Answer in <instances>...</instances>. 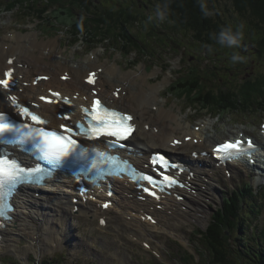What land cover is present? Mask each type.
<instances>
[{
    "label": "rangeland",
    "instance_id": "374dc122",
    "mask_svg": "<svg viewBox=\"0 0 264 264\" xmlns=\"http://www.w3.org/2000/svg\"><path fill=\"white\" fill-rule=\"evenodd\" d=\"M18 1H23L24 3L28 1L30 4L27 7L33 8L34 10L31 12L24 9V11L21 12L22 10H18L19 8L14 10H7V7L2 8L3 5H12V2L15 3ZM203 2L208 8L209 12L213 15H219L221 18L228 19L229 21L235 23H239V21H246V17L241 15L236 10L231 0H203ZM64 3V6L69 4L66 2ZM111 3L117 5V0H96L97 5L96 8H93V10L100 11L104 7H109V4L111 5ZM45 4H48L50 10L58 7V13L62 12V10L59 8L62 6L61 3L55 5L53 0H0V36H5L6 33L11 30H15L25 38L30 33L37 32L38 40L50 41L51 43H49V45L52 47L54 55H56L58 58H64L70 65L87 64L89 57H93L95 56L94 54L97 53L96 55L98 56V62L101 63L109 61L111 63H116L118 60L117 64L124 72H127L128 70L131 71L132 69L139 70L140 67L144 66V68L140 69V71L144 70L145 74L150 79L147 84V88L151 84L159 83H164L166 86L165 88L162 87L163 91L160 93V100L162 103H165L166 107H171L175 109L176 112H183L189 115L187 117V122L189 121L190 125L199 126L203 121L211 122L210 124L212 126L209 125V134L212 135L210 137L212 139L209 145L216 141L215 139L220 141L225 137L232 135L233 132L242 129L247 130V133L249 134L256 135L260 127L264 124V114L260 109H258V107L252 108L251 106L250 108L247 107L242 111L235 110L237 112L234 114L232 113V110L223 111L220 114V112L217 111H206L203 109L196 110L194 108L188 107L187 104L189 101L181 97V92L168 93V86L173 81L175 82V79L178 77V75L180 77H184L191 69L194 71V73L197 72V74L208 75L209 71H224L225 66L228 65L227 60L224 59L225 56L219 52L216 53L215 49H210L204 47L203 45H199L192 39V37L182 36L180 30L168 29L170 26H173V22L169 19V14H166L163 10L161 11V8L158 4L150 3L149 9L147 11L148 14L152 13L155 15L157 19V25L155 27L153 22L149 19L144 20V15L136 0H120L119 6L125 5V7L128 9V12L131 13L133 17H139V22L136 21L134 23L128 24L135 35L133 36L135 39H132L131 34L127 33L123 34V37L118 35L119 32L121 34L125 31V27L115 28L116 31L115 29L109 28L108 31L110 33L112 31L111 36L114 34L113 36L115 40L109 38L107 41L98 43L94 46L93 49H95V51L91 54L88 53H90L93 49L90 50L91 48L86 45L87 37L84 31L79 34L75 41H72L71 28L62 25L56 20V18L49 16L50 21H47L48 18L45 16V21H40L41 19L39 18V15H41V12H38V10L45 8ZM74 7L82 18L92 19L98 16L96 13H91V15L87 14L88 12L83 3H81L79 7ZM27 13H30L28 17L26 16ZM38 19L40 20L38 21ZM84 22L89 26L91 25L86 20H84ZM105 23L106 22H103V20H100L96 25L101 27ZM41 29L44 30V33L41 32ZM127 35L133 41H136V38L140 39L139 37H149L148 41L150 42L141 40V43L139 42L138 46H152L150 51H153V53L156 52L157 58L153 59L152 57L150 58L147 56L149 55L148 49L145 51V53H147L146 56L143 55L144 50L142 49L136 53L134 44L123 45L128 50V52H130L129 54L122 52L120 53L119 51L121 50L119 48H114L111 46V43L113 42L119 43V46H121L124 39L127 40V37H125ZM115 36L119 37L116 38ZM175 42L179 44H175ZM247 43H250V41ZM54 45L57 46L55 50L53 48ZM245 45L246 43L244 42V49ZM243 48L237 49V51L235 49H233L231 52L229 51L231 54L229 56V60L234 61V59L237 57V54L239 53L244 57L242 61L243 67L241 66L240 70L245 72L244 67L248 68L246 69V74L248 77H253L256 72L264 73V52H261L262 56H260L261 53H259V55L255 54L252 48H247L246 50ZM138 62L143 63L138 66H134ZM154 63H157V65H154ZM158 75H160L159 78H157ZM209 78L212 79V75ZM230 80L234 81L231 84L232 86H235L238 83L236 79L231 78ZM210 85H212V87H221L222 82L219 83L218 81L212 79ZM235 87H238V85ZM250 91L251 90L248 88L245 91V94L250 93ZM164 98H167V100L164 101ZM238 99H240V97ZM180 108H182V110ZM227 177L228 173L225 171L224 174H220V177L215 179V182L218 181V183H220L216 184L218 185L217 195H213L214 199L210 201V204L208 202V197L207 200H204L203 205L206 206L207 213L197 214L198 218H196V220H198V222L192 223L189 221V223L183 224L181 223L182 220L175 218V216H173L172 220L171 217V221L174 223V226L172 227H174V229L181 234V240L177 241L180 244L176 243L178 246L175 244V240L170 238V235L175 236L172 231V227H162L160 228L161 230L158 232L156 231L158 233L156 236L158 241H160L157 242V245H160V249L156 247V250L161 252V254H159L162 260L153 256L150 252L143 250L141 248L142 245L139 242H133L129 240L127 236H123L122 232L118 231L117 229L113 231L112 229H114L115 226L118 227L115 224H112L115 226H112L108 232H100L96 226L97 221L84 220L82 217H75L71 222L73 231L72 235H74V239H76L75 242L73 241V237H68L67 240L69 238L71 239L70 241L68 240V242H66L64 247L62 246L58 249H55L54 252L48 250L46 251L44 249V253L42 254L40 251H37L39 250L38 246H33V243L31 244V237L25 238L24 240L16 243L20 246L19 248L0 252V263L40 264L39 260H42L41 264H43L46 259L52 258L53 260L51 264H58V262L60 263L63 259V264H159V261H163L165 264H189V261L186 262L184 260L186 255H184L185 253L181 246L188 250L189 247L195 246L197 249L201 250V247L198 245V243L203 244L205 242L201 238L199 240V237L194 235V231L206 229L211 223L212 213H216V208L220 205H223L222 198H219L220 190L223 189L224 191L227 190L229 192L232 189H237L241 184V180L244 183L246 179V177L238 176L234 178V180H231ZM256 177L257 176L254 178ZM253 182L254 188L260 191L258 193H261L259 196L262 201L261 209L263 211V214L254 220V224L264 227V197L262 196V192H264V182H261L260 184H258L256 180ZM209 211L210 216L208 215ZM203 217L204 220L207 221L202 223L201 218ZM118 228L119 230H122L126 229L127 227L124 225L123 227ZM185 229L187 232V238L183 232ZM167 233L170 235H167ZM189 237L191 239L190 242ZM148 240L152 241V238H149ZM25 247H29L30 250L26 251L24 249ZM194 253L197 257H199V254L196 252V250ZM204 254L205 253H203V255ZM55 258L59 259V261H55ZM203 262L204 260L199 262V264H203ZM44 264H49V261H45Z\"/></svg>",
    "mask_w": 264,
    "mask_h": 264
},
{
    "label": "bare ground",
    "instance_id": "6f19581e",
    "mask_svg": "<svg viewBox=\"0 0 264 264\" xmlns=\"http://www.w3.org/2000/svg\"><path fill=\"white\" fill-rule=\"evenodd\" d=\"M49 43L51 42L39 41L37 32L30 33L26 38L15 30L7 32L5 36H0V77L3 75L4 68L8 66L15 67L17 69L15 80L19 82L21 88H10V93L19 94L25 102L32 101L37 104L41 111L53 116H57L64 104L60 102L49 105L39 100V95L45 94L47 90H49L48 95L57 99L50 92V89L70 96L76 95L75 102L77 104L85 103L87 98L88 102H91L93 97L99 96L106 102L124 107L133 112L136 121L140 123L135 139L139 147L144 150V153L147 152V143L144 140H150V138L153 140V146L183 152L189 157L193 151L211 146V144L209 145L212 139L210 138L212 135L209 134L211 122L203 121L199 126H192L189 121L187 122L189 115L176 112L171 107H166L165 103L160 100L162 87L165 88L166 86L164 83H159L151 84L147 88L150 79L144 70L140 71L144 66L140 67L139 70L134 69L124 72L117 63L98 62L97 53L94 54L95 56L89 57L87 64L70 65L64 58H58L54 55ZM53 48L55 50L57 46L54 45ZM10 57H13V60L12 64L9 65L8 59ZM66 72L68 80L61 79V76ZM40 75H46L48 78L39 80ZM87 78H89L88 82L86 81ZM5 92L8 91L0 87V105L4 102ZM166 100L167 98H164V101ZM180 109L182 110V108ZM71 110L73 108L64 111L70 114ZM144 123H150L151 127L149 129L144 128ZM188 136L189 139H187ZM177 137L181 138L182 143L180 146L174 147L171 143ZM215 140L212 141L214 144L218 142V139ZM256 140L260 146H264V133L263 135L262 133L257 135ZM203 159L207 161V156H203ZM189 161L191 160L189 159ZM258 165L262 167H248L243 164L242 169L247 168L249 172H252L254 168H262L257 173L262 182L264 180V163L261 158L258 159ZM223 169L224 166L222 168L214 166L205 168V170L204 168L195 170L194 188L196 191L182 189L180 193L167 196L161 202L149 198L146 201L140 200L134 184H125L120 180L117 183V192L123 190L127 196L132 195V198L125 199L122 197L120 208L114 206L108 210L102 209L101 214L107 215L110 224H115L118 227L126 225L129 233H133L134 236H138V240L147 242L152 248L156 249V246L148 239L153 238V235L156 234V228H171L174 226L170 215L185 218L184 221H192L194 218H198L197 214L207 213L206 206L203 205L204 198L208 196L207 194L217 195L218 191L217 185L210 183L208 180L212 179L211 175L213 173H219ZM241 170H234L232 180L240 176ZM188 182L191 184L190 179ZM206 185H210L209 189ZM49 190L51 188H45L48 198L39 203L28 197L21 198L20 206L15 214L14 224L1 230V234L4 235V239L0 241L2 252L19 248L20 246L16 243L29 237H31V240H38L37 244L31 243L33 246L43 249L49 247L53 240L56 241L55 245H58L64 239V234L65 239L63 241H66L68 237H73L75 242L76 239H74L73 231L69 226L70 221L75 218L74 216L85 217V219L89 216L98 218L100 208L97 204L90 202L88 205L84 203L82 205L79 202V212L73 214L71 210L75 203L68 195L64 194V188H59L57 192H48ZM51 199H58L60 202L58 205L56 203L50 204L49 200ZM97 199L101 203L106 202L108 200L106 192L103 191L99 194ZM158 204L162 207L158 208ZM27 209H31V211L28 212ZM35 210H42L43 212ZM33 215L38 218L33 220ZM56 217L59 222L62 221V225L66 223L62 239L57 235ZM201 220L202 223L207 221L204 220V217ZM34 222L39 226H34ZM172 228L174 229V227ZM143 230H147V236L142 232ZM24 249L26 251L30 250L29 247Z\"/></svg>",
    "mask_w": 264,
    "mask_h": 264
},
{
    "label": "trees",
    "instance_id": "16d2710c",
    "mask_svg": "<svg viewBox=\"0 0 264 264\" xmlns=\"http://www.w3.org/2000/svg\"><path fill=\"white\" fill-rule=\"evenodd\" d=\"M136 1L144 15V20L149 19L156 27L155 15L148 14L147 11L150 3L158 4L161 11L170 15L169 19L173 22V26L168 29L180 30L182 36L192 37L199 45L215 49L216 53L223 54L225 57L222 56L227 60L228 66H225L224 71H209L208 75H201L197 72L194 73L191 69L184 77L178 75L175 82L172 83L170 91L181 92V97L189 101L188 107L196 110L217 111L220 114L223 111L232 110L234 114L252 106V108L258 107L264 113V73L256 72L253 77H248L246 74L248 68L244 67L245 72L240 70L244 57L239 53L234 61L229 60L230 52L233 49L236 51L242 49L244 42L246 43L244 50L252 48L257 55L264 52V0H231L236 10L246 17V21H239V23L221 18L219 15H213L203 0ZM64 2L69 4L64 6ZM53 3L55 5L61 3L62 6L59 8L62 12L58 13V7L55 6L50 12L48 4H45V8L38 12L40 11V14L43 15H48L50 12L49 16L56 18L62 25L70 27L71 38L74 41L84 31L87 37L86 45L93 47L109 38L115 40L114 34L113 37L111 36L112 31L110 33L108 30L121 27H125L127 32L123 30V33H118L119 36L123 37V34L127 33L131 34L132 39H135L128 24L139 22V17H133L125 5L120 4L121 6H119L120 0H117V5L111 3L109 7H104L100 11L93 10L97 5L96 0H53ZM81 3L84 4L87 14L96 13L98 16L92 19L80 17L74 6L79 7ZM11 4L3 5L2 8L7 7V10L19 8L18 10H22L21 12L24 9L31 12L34 10L27 7L30 4L28 1L26 3L23 1L12 2ZM30 13H27L26 16H29ZM84 20L91 25L89 26ZM100 20L106 22L101 27L96 25ZM125 37L127 40L124 39L121 46L116 42L111 45L114 48H119L122 53L129 54L130 52L123 45L134 44L136 52L142 49L144 50L143 55L146 56L145 51L148 49L149 55L147 56L153 59L157 58V53L150 51L152 46H138L141 40L147 42L149 37H139L140 39L136 38V41L131 40L128 35ZM170 38L172 39L171 36ZM248 41L250 43H247ZM175 44L179 43L175 42ZM211 75L212 79L219 83L222 82L221 87L210 85L212 79L209 77ZM231 78L237 80L238 87L231 85L234 82L230 80ZM248 88L251 91L245 94ZM239 97L240 99H238ZM261 203L259 194L249 185L239 193L234 192L228 196L224 201V207L218 209L209 228L201 231L202 239L205 242L203 243V249L206 250L205 257L196 260L192 255L191 258L186 256V259L190 260L189 264H199L203 260V264H264V227L254 224V220L263 214Z\"/></svg>",
    "mask_w": 264,
    "mask_h": 264
}]
</instances>
